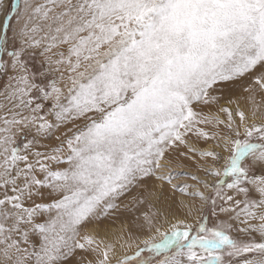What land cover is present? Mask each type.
Wrapping results in <instances>:
<instances>
[{"label":"snow or ice","instance_id":"obj_1","mask_svg":"<svg viewBox=\"0 0 264 264\" xmlns=\"http://www.w3.org/2000/svg\"><path fill=\"white\" fill-rule=\"evenodd\" d=\"M0 264H264V0H0Z\"/></svg>","mask_w":264,"mask_h":264},{"label":"bare ground","instance_id":"obj_2","mask_svg":"<svg viewBox=\"0 0 264 264\" xmlns=\"http://www.w3.org/2000/svg\"><path fill=\"white\" fill-rule=\"evenodd\" d=\"M185 163H187V161H185ZM189 168L195 170V167H189ZM199 174L201 175V173H199ZM148 183L151 184V181H148ZM133 215L134 214L131 212H126V211L121 210L120 212L117 213V215L115 217H113V220H105L101 224V228L102 229L107 228V224H116L117 222H121V223L128 222V223H130L131 220L133 219Z\"/></svg>","mask_w":264,"mask_h":264},{"label":"rangeland","instance_id":"obj_3","mask_svg":"<svg viewBox=\"0 0 264 264\" xmlns=\"http://www.w3.org/2000/svg\"><path fill=\"white\" fill-rule=\"evenodd\" d=\"M189 162H187L186 164H188ZM189 167H195L194 165L192 164H189ZM186 170H190V171H195L194 169H186ZM201 176H203V173H201ZM191 183V181H189ZM123 223L121 222H117L116 224H107V228L109 231H111L112 229H119L120 226L122 225Z\"/></svg>","mask_w":264,"mask_h":264}]
</instances>
